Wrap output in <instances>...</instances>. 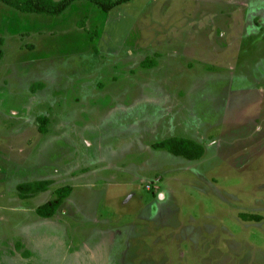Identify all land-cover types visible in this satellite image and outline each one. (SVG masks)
Listing matches in <instances>:
<instances>
[{"label":"rangeland","instance_id":"1","mask_svg":"<svg viewBox=\"0 0 264 264\" xmlns=\"http://www.w3.org/2000/svg\"><path fill=\"white\" fill-rule=\"evenodd\" d=\"M74 6L0 3V264H264V0ZM173 137L203 157L153 148Z\"/></svg>","mask_w":264,"mask_h":264},{"label":"trees","instance_id":"2","mask_svg":"<svg viewBox=\"0 0 264 264\" xmlns=\"http://www.w3.org/2000/svg\"><path fill=\"white\" fill-rule=\"evenodd\" d=\"M79 1H88L97 6L103 12L108 13L117 6L131 2L132 0H0V2L24 14H39L47 16H61L74 3ZM85 20L80 23H84ZM79 23V24H80ZM156 56L147 57L142 62V67L152 69L156 66ZM39 131L46 133L48 131V118L40 116L38 118ZM154 149H163L177 157H184L187 160H199L204 155L205 148L192 139L173 137L153 145ZM54 184L52 180H37L32 182H23L17 186V194L21 199H30L36 195L49 191ZM73 188L64 186L56 190V198L39 206L36 214L43 219H51L60 211L61 206L72 194ZM243 221H258L260 218L254 214H241Z\"/></svg>","mask_w":264,"mask_h":264},{"label":"crops","instance_id":"3","mask_svg":"<svg viewBox=\"0 0 264 264\" xmlns=\"http://www.w3.org/2000/svg\"><path fill=\"white\" fill-rule=\"evenodd\" d=\"M134 1H137V0H132L131 2L125 3V4H123V5L130 4V3L134 2ZM79 2H81V1H79ZM79 2H76V3H79ZM0 3H1V2H0ZM76 3H74L72 6H70V8L73 9V7H75L74 5H75ZM3 5H4V4H3ZM78 5L81 6V4H78ZM5 6H6V5H5ZM120 6H122V5H120ZM120 6H117L116 8H118V7H120ZM7 7H8V6H7ZM9 8H11V7H9ZM70 8H69V9H70ZM116 8H114V9H116ZM12 9H13V8H12ZM114 9H113V10H114ZM14 10H15V9H14ZM113 10H112V11H113ZM16 11H17V10H16ZM66 11H67V10H66ZM66 11H65V12H66ZM17 12H19V11H17ZM110 12H111V11H110ZM19 13L24 14V13H22V12H19ZM108 13H109V12H108ZM14 14H15V13H12V14H10V15L8 16V13L5 12V15H2V16L5 17V20H9V21L11 22V24H12V23L14 24L15 21H19L18 19H15V20H14ZM15 15L17 16V14H15ZM17 17H18V16H17ZM21 17H22V16H21ZM56 17H57V16H56ZM58 17H60V16H58ZM42 19H43V18H42ZM44 19H45V18H44ZM44 21H46V20H44ZM57 21H61V18H60V19H55V22H57ZM21 28H22V31H21L20 34H19V33H16V32H14V33H13V32H7V34L10 33V38L16 35V36L23 37V38L27 36L28 39H29V38H30V36H29L30 34L26 35V30H27V29H25V28H23V27H21ZM10 29H11V28L9 27V28H8V31H9ZM43 30H45V29H43ZM46 30H50L51 33H53L54 31H57V30H55V29H46ZM41 32H42V31H41ZM41 32H39V33H41ZM36 33H38V32H36ZM31 47H32V46H31ZM31 47L29 46V48H31ZM30 50H31V49H30ZM33 50H34V49H33ZM98 234L101 235V233H98Z\"/></svg>","mask_w":264,"mask_h":264}]
</instances>
